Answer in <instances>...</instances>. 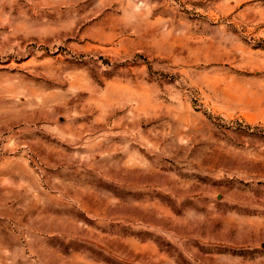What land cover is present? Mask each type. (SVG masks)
Listing matches in <instances>:
<instances>
[{"label": "rangeland", "instance_id": "obj_1", "mask_svg": "<svg viewBox=\"0 0 264 264\" xmlns=\"http://www.w3.org/2000/svg\"><path fill=\"white\" fill-rule=\"evenodd\" d=\"M0 264H264V0H0Z\"/></svg>", "mask_w": 264, "mask_h": 264}]
</instances>
